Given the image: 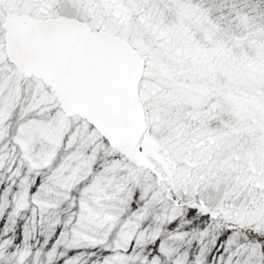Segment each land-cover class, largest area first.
I'll list each match as a JSON object with an SVG mask.
<instances>
[{
	"label": "snow or ice",
	"instance_id": "snow-or-ice-1",
	"mask_svg": "<svg viewBox=\"0 0 264 264\" xmlns=\"http://www.w3.org/2000/svg\"><path fill=\"white\" fill-rule=\"evenodd\" d=\"M0 264H264V0H0Z\"/></svg>",
	"mask_w": 264,
	"mask_h": 264
}]
</instances>
